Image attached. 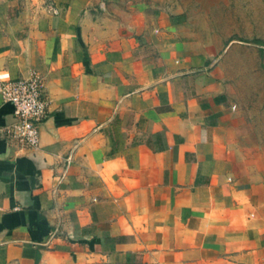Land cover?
I'll return each mask as SVG.
<instances>
[{"label":"crops","instance_id":"0c3cea01","mask_svg":"<svg viewBox=\"0 0 264 264\" xmlns=\"http://www.w3.org/2000/svg\"><path fill=\"white\" fill-rule=\"evenodd\" d=\"M30 71L46 116L33 150L0 132V264H264V140L182 14L0 0V81Z\"/></svg>","mask_w":264,"mask_h":264},{"label":"rangeland","instance_id":"374dc122","mask_svg":"<svg viewBox=\"0 0 264 264\" xmlns=\"http://www.w3.org/2000/svg\"><path fill=\"white\" fill-rule=\"evenodd\" d=\"M121 7L144 4L180 13L196 49L220 61L223 79L244 118L264 140V0H109Z\"/></svg>","mask_w":264,"mask_h":264},{"label":"built area","instance_id":"2783aa9c","mask_svg":"<svg viewBox=\"0 0 264 264\" xmlns=\"http://www.w3.org/2000/svg\"><path fill=\"white\" fill-rule=\"evenodd\" d=\"M0 103L9 106L11 117L0 132L18 149H35L47 107L39 74L30 71L25 78L0 81Z\"/></svg>","mask_w":264,"mask_h":264},{"label":"trees","instance_id":"16d2710c","mask_svg":"<svg viewBox=\"0 0 264 264\" xmlns=\"http://www.w3.org/2000/svg\"><path fill=\"white\" fill-rule=\"evenodd\" d=\"M243 42L247 43V44L254 45L257 48H262L264 46V42L262 40H259V39H253V40H250V41H243Z\"/></svg>","mask_w":264,"mask_h":264}]
</instances>
